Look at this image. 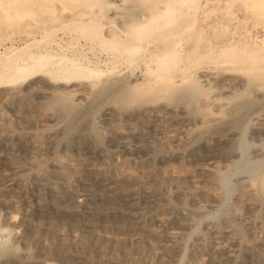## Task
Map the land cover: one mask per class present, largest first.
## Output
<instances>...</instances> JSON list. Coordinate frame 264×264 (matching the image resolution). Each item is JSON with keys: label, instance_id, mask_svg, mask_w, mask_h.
I'll return each instance as SVG.
<instances>
[{"label": "bare ground", "instance_id": "bare-ground-1", "mask_svg": "<svg viewBox=\"0 0 264 264\" xmlns=\"http://www.w3.org/2000/svg\"><path fill=\"white\" fill-rule=\"evenodd\" d=\"M196 1L0 0V21L12 23L27 19L34 23L29 31L9 42V62L3 68L1 84L9 83L12 86L35 79L31 86L47 92L49 96L55 98L60 94L75 97L79 102H88L98 94H102L103 98L107 97L112 88L123 105L108 106L99 118V123L109 135L108 138L112 141L119 139L121 151L129 156L147 155V149L154 143L161 144L163 148L171 146L172 143H185L187 131L175 130L174 123L176 113L185 114L186 106L178 105L176 109H171L165 99L143 104L138 102L152 93L159 94L163 89H169L176 81L184 84L186 79L183 74L187 67L194 62L200 63L208 58L211 60V57H216L215 53H219L220 49L213 50L207 45L203 46L200 34H191L193 24L185 23L196 6ZM260 3L264 8V2ZM56 10L62 14L59 18L52 16ZM237 51L226 47L217 56L246 65L249 76L246 86L249 83H258L254 92L260 93L258 96L263 95L264 60ZM208 74L206 72L201 76L206 79L210 77ZM126 78L130 82H136H133L134 85L131 83L132 86L127 92H124V88L115 90L120 85L118 82ZM225 81L226 88L223 93L219 92L213 100L207 95L210 103L214 101L212 104L219 108L215 119L220 118L219 116L230 119L232 113L239 111L241 107V104L231 102V98L237 97L236 92L240 91L237 84L232 83L234 80L231 78ZM20 91L15 89L11 96L18 97ZM229 94L231 95L228 96ZM59 109L54 113L57 123L69 119L67 113H64L66 111L61 112ZM226 110L229 112L225 113ZM257 114L254 125L260 132L264 127V108ZM211 121L212 119L203 117L198 123L207 124ZM235 135L232 133L230 138ZM230 138L226 140L232 141ZM16 139L18 143L30 147L31 153H34L36 147L32 145L33 136L19 133ZM104 150L97 152L94 157L91 156V160L79 161L78 167L71 172L56 169L52 173L36 170L34 184L44 189L46 198L39 194L34 199L23 189L25 181L20 175L19 155L16 154L15 144L6 138H0V160H4V164L0 165V200L3 204H7V200H11L12 205L22 204L29 216L38 215L42 218L38 223L29 217L19 221L9 211L3 219L10 229H23L26 233V245H40L52 240L60 255L65 250L66 243L64 237L57 236L61 232L52 220L55 216H64L76 228L75 231L79 230L88 235L84 247L88 249L86 252L89 258L96 254L102 261L110 258L118 262H130L133 261V255L138 254L142 263L158 259L176 261L181 243L176 235L171 236V232L164 229L169 223V216L160 209L165 197L160 181L161 167H142L140 178L136 180L126 167L107 162L106 159L111 153ZM255 152L263 155L257 161L263 162L262 167L258 173L250 176L246 174V178L240 177L241 189L238 197L242 205L239 220L252 239L250 244L262 249V253L252 257V263L264 257V200L261 198L264 192V176L259 175L264 171V149L256 148ZM89 153L88 151L87 154ZM175 158L186 159V154L183 151L171 152L166 157V163L171 165ZM217 164L214 156L200 157L193 163L195 172L191 175V183L196 189L189 193V198L198 205L203 202L202 196L205 193V189L201 191L202 188L199 187L205 186L207 176ZM222 176L216 178L217 183H225V176ZM102 215L122 218L115 233L104 229L103 235L99 231L96 222ZM149 218L163 229H149L145 224ZM126 219L135 224L127 232L123 230ZM4 229H0V240L8 234H12L14 239H23L19 232ZM120 231L125 237H121ZM71 232L75 233L74 230ZM142 242H146L148 246L143 247ZM243 243L244 239L239 234L227 228H217L210 237L203 236L194 242L189 263L239 264L238 247ZM43 250L45 253L51 251L46 247ZM8 264L25 262L21 260Z\"/></svg>", "mask_w": 264, "mask_h": 264}, {"label": "rangeland", "instance_id": "rangeland-1", "mask_svg": "<svg viewBox=\"0 0 264 264\" xmlns=\"http://www.w3.org/2000/svg\"><path fill=\"white\" fill-rule=\"evenodd\" d=\"M196 2V6L185 23L193 24L194 28L191 34L194 36V34L199 33L203 46L207 45L213 50H220L219 53H215L216 57L210 58L211 60L208 58L205 61H200V63L194 62L187 67L185 74H183L186 79L184 84L176 81L169 89L160 90L159 94L152 93L138 102L143 104L158 100L164 101L163 99H165V102L170 104L171 109H176L175 107L178 105L187 107L185 114L176 113L174 123L175 130L187 131L185 143L184 141H181V144L179 142L172 143L171 146L164 148L160 146L161 144L154 143L152 145L154 148L150 146L147 149L149 151L147 155L129 156L125 154L119 147V139L112 141L101 127L99 118L107 107L123 105L112 88L106 95L107 97L103 98L102 94H98L97 97L94 96L88 102H79L75 97H66L60 94L55 98L49 96L47 92L44 93L35 86H31L35 79L12 86L9 83L1 84L3 68L9 62V42L20 37L25 31H29L34 23L27 19L12 23L0 21V138H6L15 144L16 154L19 155L20 175L25 181L23 189L34 199L39 194L46 198L44 189L34 184L33 177L36 170L51 173L53 169L71 172L72 169L78 167L79 161L91 160V156L94 157L97 152L99 153L103 149L111 153L106 159L107 162L126 167L132 178L136 180L140 178L142 167H161L160 181L165 197L160 204V209L169 216V223L164 229L166 232H171V236L176 235L181 243V250L176 261L158 259L142 263L138 254H134L133 261L130 262H118L110 258L102 261L96 254L90 256L91 258L87 257L86 251L88 249H85V242L88 240V235L86 233L83 234L79 230L75 231L76 228L64 216H55L52 220L61 232L57 233V236L65 238L67 247H65L62 255L54 248L52 240L46 241L47 246L46 243L26 245V233L22 228H16L14 230L19 232L23 239H18V241L13 238L12 234H8L4 239H1L2 241L0 240V248L2 249H0V264L21 260L25 264H37L39 262L43 264H190L189 260L194 242L203 236L210 237L217 228H227L244 239V243L238 247L239 264H264V257L257 259L255 263L251 262L252 257L262 253V249L250 244L252 239L245 232L239 220L242 205L238 200L241 178H246L252 173H258L263 163L257 162L263 155L257 154L255 149H264V127L262 132H258L254 121L255 115L257 116V113H260L264 108V93L258 96L260 93L254 92L258 83H253L255 85L249 83V86L248 84L246 86L249 80L246 65L228 61L225 58V60L220 59L223 57L217 56L221 53L222 48L225 50L226 47H229L230 50H238V53L244 52L246 56L251 54L260 60H264V8L260 6V2H264V0L260 2L255 0H197ZM59 15H62L61 12L56 10L52 16L59 18ZM213 58H217V60H213ZM206 72L211 78L206 77L205 79L201 76ZM227 78L234 80L232 83L237 84L240 89L239 92H236L238 96H233L231 98L233 100L230 101L232 104H241V107L238 109L239 111L234 112L235 116L232 113L230 119L226 116H219L220 118L215 119L214 117L219 114V108L216 104H212L214 101L211 103L210 101L216 95L224 92ZM129 80V78L120 80L118 82L120 85L117 83L119 86L115 90L125 89L124 92H127L134 85L133 82H136ZM220 87L223 89L220 90ZM15 89L21 90L18 97L11 96ZM101 95L102 97H100ZM207 95L212 99L209 100ZM58 109L61 112L66 111L64 113H67L69 119L57 123L54 113ZM67 111L70 112V115ZM227 112L229 111L226 110L225 113ZM81 117L83 118L81 119ZM203 117L212 119L211 123L207 122L208 125L198 123V120ZM194 124L195 126H193ZM19 133H28L33 136L32 145L36 147L34 153H31V148L27 145L18 143L16 138ZM232 133L236 135L230 138ZM225 137H229L232 141L229 139L227 141ZM185 148L187 152H184L186 151ZM88 151L89 154H87ZM170 151L176 153L183 151L186 154V159L175 158L176 160L169 165L166 163V157L171 154ZM211 156L216 157L218 164L207 176L208 181L205 186L199 187V189L202 188L201 191L205 189L206 194L204 193L202 196L204 203L198 205L189 198L191 197L189 193L194 188L196 189V186L191 183V175L195 172L193 163L200 157L208 158ZM3 164L4 160H0V165ZM220 164L221 166H219ZM220 175L225 176L224 184L216 182V178ZM259 175L263 177L264 171ZM185 191L188 193L186 192V194ZM261 198L264 200V192ZM6 202L7 204H3L4 202L0 200V229L5 228L4 230L9 231L10 228L3 219L5 214H9V211L19 221L28 217L35 223L42 220L38 215L29 216L22 204L12 205L11 200ZM101 217L96 222L99 231L103 235L104 229L115 233L117 231L116 226L122 218L107 215ZM86 223L89 222L86 221ZM145 224L151 230L163 229L152 223L150 218ZM123 226V230L125 229L127 232L134 228L135 224L126 219ZM73 230L74 234L71 232ZM120 232L122 233L121 237H125L123 232ZM209 241L210 239H208V244H210ZM142 243L143 247L148 246L146 242ZM44 247L48 250L50 248L51 251L45 253Z\"/></svg>", "mask_w": 264, "mask_h": 264}]
</instances>
